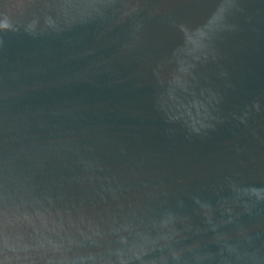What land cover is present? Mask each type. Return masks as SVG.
<instances>
[{
  "label": "water",
  "instance_id": "95a60500",
  "mask_svg": "<svg viewBox=\"0 0 264 264\" xmlns=\"http://www.w3.org/2000/svg\"><path fill=\"white\" fill-rule=\"evenodd\" d=\"M0 264H264V0H0Z\"/></svg>",
  "mask_w": 264,
  "mask_h": 264
}]
</instances>
